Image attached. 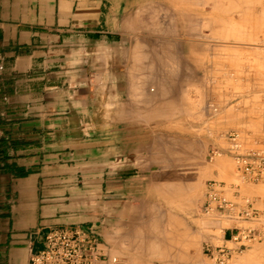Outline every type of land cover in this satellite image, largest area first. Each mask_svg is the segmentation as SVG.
<instances>
[{"label":"crops","instance_id":"obj_1","mask_svg":"<svg viewBox=\"0 0 264 264\" xmlns=\"http://www.w3.org/2000/svg\"><path fill=\"white\" fill-rule=\"evenodd\" d=\"M137 9L138 0H0V264H31L50 229L105 240L121 225L116 211L144 163L131 113L142 96ZM224 229L228 246L241 229Z\"/></svg>","mask_w":264,"mask_h":264},{"label":"rangeland","instance_id":"obj_2","mask_svg":"<svg viewBox=\"0 0 264 264\" xmlns=\"http://www.w3.org/2000/svg\"><path fill=\"white\" fill-rule=\"evenodd\" d=\"M179 10L201 14H197L200 24L187 27ZM136 19L140 29L133 63L138 75L152 69V80H161L164 89L160 98H148L152 102L139 99L131 112L142 125L137 130L142 132L144 157L138 160L144 163L134 170L137 191L123 196V206L116 211L121 225L100 239L102 248H109L118 264H128L130 258L137 259L133 264H188L180 256L190 234L200 242L189 264H206L205 245H221L225 228L221 227L228 224L241 230L255 227L263 234L260 241L245 247L230 243L229 247L240 249L233 263L264 264V220H230L203 209L208 182L217 181L224 186L226 199L264 211V183L242 180L223 151L228 145L225 137L232 131L240 134L248 149H264V0H138ZM145 63L151 67L144 72ZM219 149L212 158L213 150ZM195 174L203 183L197 185L196 199L188 206V179ZM177 224L179 255L164 260L161 257L170 252L168 237L174 236L171 229ZM108 236L114 244H109ZM152 239L160 243L159 250L152 251ZM155 251L161 255L155 256ZM105 253L109 263L111 256Z\"/></svg>","mask_w":264,"mask_h":264},{"label":"built area","instance_id":"obj_3","mask_svg":"<svg viewBox=\"0 0 264 264\" xmlns=\"http://www.w3.org/2000/svg\"><path fill=\"white\" fill-rule=\"evenodd\" d=\"M225 138L228 145L223 151L233 160L240 178L246 182L264 183V149H248L236 131L229 132ZM219 152L220 149L213 150L212 158L220 154ZM223 188L224 186L217 181L208 182L203 203L206 213L217 212L224 218L236 221L264 220V211L248 204L240 206L237 202L226 199ZM262 235L258 228H245L238 230L232 236L231 242L240 243L241 248L245 247V243L260 241ZM101 245L103 244L95 230L50 229L45 235L43 249L33 255L31 264H108L109 257ZM239 250L222 244L217 246L206 244L204 250L208 260L206 264H234V254Z\"/></svg>","mask_w":264,"mask_h":264},{"label":"bare ground","instance_id":"obj_4","mask_svg":"<svg viewBox=\"0 0 264 264\" xmlns=\"http://www.w3.org/2000/svg\"><path fill=\"white\" fill-rule=\"evenodd\" d=\"M202 1V0H201ZM231 1V0H230ZM184 2V1H183ZM149 3V2H148ZM151 3H153V2H151ZM180 3V2H179ZM197 3V2H196ZM201 5V4H200ZM197 6V5H196ZM175 9V8H174ZM165 10V9H164ZM163 10V11H164ZM166 10L168 11L169 9H167L166 8ZM172 10H173V8H172ZM171 10V11H172ZM164 14H165V12H164ZM166 14H168V12H166ZM179 14L181 15V17H182V19H183V21H184V24L185 25H187V27H191L192 25L193 26H196L197 24H200V18H199V16L201 15V14H196V12L194 11V13H193V11H180L179 10ZM136 15V14H135ZM168 15H170V14H168ZM168 15H166V17L168 16ZM172 15H173V13H172ZM174 17H175V15H174ZM173 17V18H174ZM168 20H170V19H168ZM207 20V19H206ZM173 21H174V19H173ZM178 21V20H177ZM213 21V20H212ZM169 22V21H168ZM171 23H173L172 22V19H171V21H170ZM209 22V21H208ZM207 23V22H206ZM218 23V22H217ZM130 24V23H129ZM166 28H167V26H166ZM152 30V29H151ZM136 39H137V37H136ZM139 40V39H138ZM155 40V39H154ZM144 41V40H143ZM139 43V42H138ZM140 43H141V41H140ZM162 43V42H161ZM136 44V43H135ZM134 44V45H135ZM147 44V43H146ZM139 45V44H138ZM166 46V45H165ZM140 47H141V45H140ZM142 48V47H141ZM132 49V48H131ZM164 50V49H163ZM139 51V50H138ZM144 53V52H143ZM139 54V53H138ZM136 55H137V51H136ZM169 55V54H168ZM166 57V56H165ZM169 58V57H168ZM141 59H139V62H141L140 64H143L142 63V61H140ZM171 60V59H170ZM132 61H134V60H132ZM144 61V60H143ZM133 63V62H132ZM177 63V62H176ZM175 63V64H176ZM135 63H133L132 65H134ZM132 65H130V66H132ZM136 65V64H135ZM143 66H147V64L145 63ZM143 66H140V67H143ZM138 66H136V68H137ZM148 67V66H147ZM146 67V68H147ZM151 67V66H150ZM150 67H148V69H145L144 67H143V69L142 70H144V72L145 71H147V70H150ZM153 67V66H152ZM130 68V67H129ZM188 68V67H187ZM133 69V68H132ZM138 69V68H137ZM141 69V68H140ZM152 70V69H151ZM150 70V71H151ZM126 71V70H125ZM139 71V70H138ZM150 71L149 72H147V75L146 74H144V75H142V74H140V75H142V78H141V80L140 81H138V78H136V80H137V82H135L136 83V86L134 87V85H133V88H134V90L136 89V91L137 92H139V93H142L141 95L142 96H144V97H142V96H139V99L140 98H147L146 100H145V102L148 100V98H151V100H153V99H158V98H160L161 97V90L162 89H164L163 88V83H161L162 81L160 80V81H157L158 80V78H156L157 80H155V79H153L152 80V74L150 75ZM132 72V71H131ZM137 73V71L136 70H134V73ZM130 73V72H129ZM133 73V72H132ZM139 73H140V71H139ZM148 74H149V76H151V79H146V77L148 76ZM140 75H137V76H140ZM130 76H133V75H131L130 74ZM144 76V77H143ZM146 76V77H145ZM149 76L147 77V78H149ZM155 76V75H154ZM136 77V76H135ZM141 77V76H140ZM133 78V77H132ZM131 78V79H132ZM133 80V79H132ZM167 80V79H166ZM134 81V80H133ZM132 81V82H133ZM138 83V84H137ZM129 84V83H128ZM167 84V83H166ZM127 86V85H126ZM129 86V85H128ZM130 87V86H129ZM131 88V87H130ZM130 91V90H129ZM131 91H133V90H131ZM165 91H166V89H165ZM167 92V91H166ZM133 93H136V92H133ZM133 93H131V94H133ZM138 93V94H139ZM137 94V93H136ZM169 94V93H168ZM130 95V94H129ZM134 95V94H133ZM147 95H149L150 97H148ZM136 99V98H135ZM150 100V101H151ZM136 101H137V99H136ZM144 101V100H143ZM149 100L147 101V102H150ZM138 102V101H137ZM141 102V101H140ZM145 102H143L144 104H147V103H145ZM152 102V101H151ZM167 102V101H166ZM174 102V101H173ZM127 103V102H126ZM133 103H134V101H133ZM163 103H165V102H163ZM135 104V103H134ZM125 105V104H124ZM127 105V104H126ZM137 107H138V105H136ZM148 106V105H147ZM173 106H174V104H173ZM141 107V106H140ZM139 107V108H140ZM161 107V106H160ZM146 108V107H145ZM141 109V108H140ZM139 109V110H140ZM156 109V108H155ZM132 110V109H131ZM134 110H136V109H134ZM138 110V109H137ZM154 110V109H153ZM159 110V109H158ZM142 111V110H141ZM156 111H157V109H156ZM128 112H129V110H128ZM127 112V113H128ZM176 112V111H175ZM120 113H122L121 112V109H120ZM139 113H140V111H139ZM139 113H138V111H137V114L139 115ZM126 114V113H125ZM143 114V113H142ZM132 115V114H131ZM138 115H135V116H138ZM141 115V114H140ZM144 115H145V113H144ZM146 115H147V113H146ZM121 116V115H120ZM127 116V115H126ZM128 117V116H127ZM139 117H141V116H139ZM139 117H137V119L139 118ZM143 117V116H142ZM146 117V116H145ZM148 117V116H147ZM120 118V117H119ZM124 118V117H123ZM149 118H151V117H149ZM140 119V118H139ZM138 119V120H139ZM146 120V119H145ZM172 183V182H171ZM200 183H203V179H201V177H200V175H198V174H195V175H192L189 179H188V186H189V189H188V193L190 194L189 195V198H188V202H187V204H188V206H191L192 204H193V202L195 201V199H196V194H195V191H196V187H197V185H199ZM164 194V193H163ZM166 194V193H165ZM166 197V196H165ZM170 197V196H169ZM168 200V199H167ZM134 209V208H133ZM162 210H164V209H161V211ZM166 212H167V210H166ZM164 213V212H163ZM168 213V212H167ZM149 216V215H148ZM172 217H174V216H172ZM172 221V220H171ZM164 224V223H163ZM175 224V223H174ZM134 226V225H133ZM132 226V227H133ZM136 226V225H135ZM168 226V225H167ZM175 226L176 227H180V225L179 224H177V225H173L172 226V232L173 231H175L174 233V236L172 235V236H169L168 237V243L166 244V245H168L167 246V248H169L170 247V252L169 251H167V248H165V250L167 251H165L166 253H168L169 252V254H165L163 257H161L162 259H164L165 260V258H174V259H176L175 257H173L174 255H179V252L177 251L178 249H177V245L176 244H178L179 243V241H180V239H179V236H181L179 233L180 232H178L177 233V229L175 228ZM182 226V225H181ZM184 226V225H183ZM228 226H230V225H228V224H226V226H222L221 228H223V227H228ZM130 227V226H129ZM165 227V226H164ZM133 228H135V227H133ZM217 229H219V228H217ZM117 230V229H116ZM133 230V229H132ZM115 231V230H114ZM113 231V232H114ZM140 231V230H139ZM182 231H184V230H182ZM134 233V232H133ZM139 233V232H138ZM167 234V233H166ZM189 234V233H188ZM107 235V234H106ZM142 235V234H141ZM151 235V234H150ZM154 235V234H153ZM183 235H185V234H183ZM112 236V235H111ZM118 236H119V234H118ZM126 236V235H125ZM137 236V235H136ZM143 236V235H142ZM152 236V235H151ZM109 238L107 239V237H106V239H107V241L109 242V244H114L113 242H112V240H111V237L110 236H108ZM119 237H121V236H119ZM128 237V236H127ZM113 238H114V236H113ZM132 238V237H131ZM138 238H140V235H139V237ZM151 238V237H150ZM153 238V237H152ZM163 238V237H162ZM182 238V237H181ZM186 238V237H185ZM118 239V238H117ZM142 239V238H141ZM157 239V238H156ZM156 239H154L155 241H153V239H152V244H150L151 246V249H152V251H154V249H156V250H159L158 248H156L157 246H158V244H160V243H158V242H156ZM120 240V239H119ZM121 240H122V238H121ZM197 240H198V238H197ZM196 240V237H193L192 235H187V238H186V240H185V243H184V245L182 246V248H181V252L183 251V256L181 255L180 257H181V259H182V257H186L187 258V262H188V264L191 262V260H192V258H193V254L194 253H196V252H194V250L196 249V251H197V248H196V245L200 242H198ZM133 241V240H132ZM121 242V241H120ZM163 242V241H162ZM198 242V243H197ZM130 243V242H129ZM147 243V242H146ZM158 243V244H157ZM176 243V244H175ZM197 243V244H196ZM149 244V243H148ZM161 244H163V243H161ZM165 244V243H164ZM120 245V244H119ZM157 245V246H156ZM165 245V246H166ZM102 246V245H101ZM117 246V245H116ZM160 246V245H159ZM179 246L181 247V243L179 244ZM178 246V247H179ZM106 247V246H105ZM112 247H113V245H112ZM161 247V246H160ZM199 247V246H198ZM140 248H141V246H140ZM148 248H149V246H148ZM162 248H163V246H162ZM114 249V248H113ZM133 249V248H132ZM151 249H149V251L151 250ZM110 249L108 248V250H107V247H106V249H105V252H107V254H109V256H111L110 257V262L108 263V264H116V263H118V261H117V259L116 258H114L113 260H112V258H113V256H114V254H111V252L109 251ZM180 250V249H179ZM115 251V250H114ZM151 251V252H152ZM118 252H120V250H118ZM162 252H163V250H162ZM164 252V253H165ZM180 252V253H181ZM153 253V252H152ZM156 253H158V252H156L155 251V256L157 255ZM161 253V252H160ZM111 254V255H110ZM123 254V253H122ZM163 254V253H162ZM158 255H161V254H159L158 253ZM122 256H124V255H122ZM179 257V256H178ZM179 257V258H180ZM153 258V257H152ZM179 258H178V260H179ZM161 259V260H162ZM173 259V260H174ZM194 259V258H193ZM130 260L132 261H134V260H137L136 258L135 259H133V258H130ZM160 260V259H159ZM167 260H169V259H167ZM186 260V259H185ZM127 262H128V264L129 263H131V264H133V262H129V260L127 259L126 260ZM170 263V262H169ZM127 264V263H126ZM178 264V263H177ZM193 264V263H192Z\"/></svg>","mask_w":264,"mask_h":264}]
</instances>
